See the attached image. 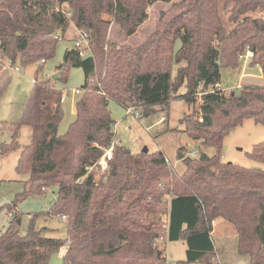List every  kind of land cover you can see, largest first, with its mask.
<instances>
[{
	"label": "trees",
	"instance_id": "obj_1",
	"mask_svg": "<svg viewBox=\"0 0 264 264\" xmlns=\"http://www.w3.org/2000/svg\"><path fill=\"white\" fill-rule=\"evenodd\" d=\"M155 3L170 6L144 42L117 47L108 41L112 23L124 36L134 35ZM221 3L230 6L231 28L222 22ZM254 12L259 16H248ZM71 29L73 42L77 30L88 32L87 56L67 50L56 81L35 80L1 151L17 150L21 127L31 129L16 165L28 174L22 197L55 187V201L43 215L65 216L66 238L45 237L46 229L34 228L36 215L20 235L12 203L0 234V264H48L64 247L63 264H166L159 243L179 241L185 259L175 264H222L212 239L216 219L234 228L237 252L248 264H264V170L221 160L223 139L233 128L245 119L264 124V87L228 94L215 88L221 71L238 68L247 52L264 76V0H0V80L8 64H36L39 71ZM72 68L82 70L83 83L74 120L59 136L63 93L55 83H66ZM176 99L196 107L181 119L183 133L214 155L181 158L179 173L161 151L132 154L114 143L110 102L147 117ZM112 144L108 168L96 180L89 169ZM247 156L264 165V142Z\"/></svg>",
	"mask_w": 264,
	"mask_h": 264
},
{
	"label": "rangeland",
	"instance_id": "obj_2",
	"mask_svg": "<svg viewBox=\"0 0 264 264\" xmlns=\"http://www.w3.org/2000/svg\"><path fill=\"white\" fill-rule=\"evenodd\" d=\"M170 4L155 3L147 9V20L137 29L136 33L130 37L124 36L119 27L111 24L107 39L117 47H135L140 45L154 31L159 14L169 9ZM229 7L220 4L219 13L225 26L231 28L228 22ZM250 17H258L259 13H248ZM107 18V17H105ZM64 38H59L56 44L55 53L52 59L41 65L38 71L37 65L10 67L7 65L3 78L0 80V234L7 229L10 216L7 205L15 204L14 212L19 216L18 231L20 235L27 232L32 215L37 217L34 220L36 230L46 229L45 237L65 239V220L57 216L43 215L53 205L56 198V188L50 187L45 193L39 196H28L23 198L25 183L28 180L27 173L16 171L17 161L23 147L30 144L31 129L27 126L21 127L17 142L19 148L2 154V146L11 142L12 125L16 124L28 102L35 80L51 79L56 74V68L63 61L67 50L73 49V39L75 29L69 30ZM180 43H176L178 48ZM239 64V71L244 66V61ZM243 65V66H242ZM238 71V72H239ZM248 72V65L245 66ZM221 90L225 94L239 92L248 85L264 87V80L258 76L257 69L250 71V77L238 79V75L230 69L221 71ZM83 83V72L81 69L72 68L68 73L66 83L56 82L55 88L61 90L65 99L61 107L63 117L59 123L57 133L59 136L65 134L67 128L74 120L75 102L80 96L79 91ZM185 86L179 89V95L185 93ZM195 106L188 105L182 99L170 102L168 110L157 112L147 117H137L134 112L126 114V111L114 102H110L108 109L112 119L115 121V141L126 147L132 154L140 152L161 151L169 164L179 173L183 172L184 166L179 158H197L200 152L208 156L214 155L212 148H204L198 141H192L183 133L181 119L192 113ZM264 142V124H255L251 119H245L237 127L233 128L223 139L221 148V160L224 163H231L246 169H262L264 165L250 160L247 154L255 144ZM93 176H98L97 168L92 170ZM164 219V218H163ZM212 239L217 250V258L222 264H248L249 257L240 255L237 252V234L234 228L224 220L217 221L212 225ZM160 249L166 259V264H175L177 261L185 259L186 245L183 242H160ZM65 247L50 256L48 264H63L62 257ZM198 264V263H195Z\"/></svg>",
	"mask_w": 264,
	"mask_h": 264
},
{
	"label": "built area",
	"instance_id": "obj_3",
	"mask_svg": "<svg viewBox=\"0 0 264 264\" xmlns=\"http://www.w3.org/2000/svg\"><path fill=\"white\" fill-rule=\"evenodd\" d=\"M73 49L75 51L78 52L79 57L84 58L87 56L88 51H89V34L87 31L84 30H77V38L76 40L73 42ZM244 57V56H243ZM243 57H239V61H241L243 59ZM245 58H248L249 60H251L252 58V54L250 52H247L245 54ZM44 61H41V63H43ZM215 88H218V84L215 86ZM64 99H61V103ZM126 111V114H130L133 111V109L129 108ZM135 113V112H134ZM135 115L137 117H139V115L137 113H135ZM198 122H202V119L199 118ZM114 131H115V126H114ZM114 143H117V141H115ZM112 149H113V144L104 150L102 156L100 157V159L98 160V162L89 169V172L92 173V170L94 168H97V171L99 172L98 176H94L95 179L97 180L102 174L105 173V171L108 168V163L111 161L112 158ZM59 217L61 220H65V216H57ZM212 225H214V221H212Z\"/></svg>",
	"mask_w": 264,
	"mask_h": 264
},
{
	"label": "crops",
	"instance_id": "obj_4",
	"mask_svg": "<svg viewBox=\"0 0 264 264\" xmlns=\"http://www.w3.org/2000/svg\"><path fill=\"white\" fill-rule=\"evenodd\" d=\"M239 61V60H238ZM240 62L241 61H239V64H240ZM250 60H248V61H244V63H243V67H242V69L239 71V67L238 68H236V69H230L231 70V72H233V73H235V74H237L238 75V79L239 80H241V79H245V77H247L248 76V78L250 77V71L251 70H253V68H256L257 69V73H258V76H259V78L261 79V80H264V76L262 75V73H261V70H260V68L258 67V66H251L250 65ZM246 65H248V72H245V66ZM6 68H7V66L5 67V69L2 71V73H1V75L2 76H4V73H5V71H6ZM239 71V72H238ZM218 88L221 90V81L218 83ZM80 94V93H79ZM63 99H65V96H63L62 97ZM75 114V110H74V113H73V115ZM222 219H216L215 221H214V225L217 223V221H221Z\"/></svg>",
	"mask_w": 264,
	"mask_h": 264
},
{
	"label": "water",
	"instance_id": "obj_5",
	"mask_svg": "<svg viewBox=\"0 0 264 264\" xmlns=\"http://www.w3.org/2000/svg\"><path fill=\"white\" fill-rule=\"evenodd\" d=\"M58 79V73H56L55 75H53L52 80L56 81ZM179 158H182V155L179 154Z\"/></svg>",
	"mask_w": 264,
	"mask_h": 264
}]
</instances>
